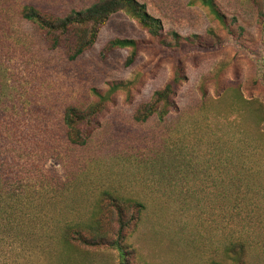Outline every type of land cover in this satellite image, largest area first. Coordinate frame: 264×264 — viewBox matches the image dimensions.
Instances as JSON below:
<instances>
[{
  "label": "rangeland",
  "instance_id": "rangeland-1",
  "mask_svg": "<svg viewBox=\"0 0 264 264\" xmlns=\"http://www.w3.org/2000/svg\"><path fill=\"white\" fill-rule=\"evenodd\" d=\"M136 1L160 20L165 40L170 32L205 38L212 30L223 44H184L168 52L119 12L89 50L68 61L63 50L47 48L20 8L30 4L61 18L94 0H0V111L28 131L10 161L12 171L25 172L20 177L35 188L21 198L30 210L20 219L35 228L0 243V264H119L114 248L60 241L58 228L90 222L104 191L144 204L140 224L122 242L130 264H231L224 250L239 242L248 264H264V124L256 117L264 118V87L247 54L257 51L260 40L258 9L244 0H213L227 24L235 20L229 36L193 0ZM114 39L136 42L130 63L128 48L103 52ZM177 62L184 80L176 109L163 119L134 121L137 108L170 80ZM112 83L128 88L110 97L87 145L70 146L63 110L93 104L94 92L104 94ZM230 143L248 147L243 168L232 172ZM44 181L55 188L45 193L38 187Z\"/></svg>",
  "mask_w": 264,
  "mask_h": 264
},
{
  "label": "trees",
  "instance_id": "trees-1",
  "mask_svg": "<svg viewBox=\"0 0 264 264\" xmlns=\"http://www.w3.org/2000/svg\"><path fill=\"white\" fill-rule=\"evenodd\" d=\"M244 1L258 9L257 23L260 29V40L257 51L251 50L247 54L255 62L258 83L264 87V0ZM193 2L205 8L211 16L224 26L227 34L232 36L230 27L235 20L232 19L231 23L227 24L225 16L217 10L213 0H193ZM119 12L133 19L162 49L168 52L179 50L184 44L199 45V47L208 43L212 47H219L223 44V41H220L219 37L212 30L207 32L205 38L198 35L181 37L176 32H170V39H163V29L160 20L150 16L145 6L136 0H94V3L90 7L79 11H71L61 18L44 13L33 5L24 4L20 8V17L38 28L43 34L48 49L63 50L66 59L74 61L93 46L100 29L112 15ZM238 30L239 32H243L242 27H239ZM119 48L131 50L127 64L130 63L135 56L136 42L127 39H114L106 44L103 52H111ZM183 80L182 68L177 62L174 65L170 80L161 89L155 91L147 103L137 108L134 114V121L143 123L152 116L163 119L174 111L176 109L174 97L177 88ZM127 85L112 83L109 85L106 93L94 92L97 101L85 108L73 105L65 107L62 112L61 121L64 127L66 142L73 147L86 146L99 126L98 119L105 105L110 101V97L119 90H126L128 88ZM1 97L3 96L0 90V106L4 105ZM256 117L258 123L264 124V118H262L261 113H257ZM27 132V130H24V126L19 130L16 125L8 122L6 116H2V111H0V243L5 242L13 236L25 233L27 235L28 232L33 231L35 228L20 221L21 218L24 219L23 217L30 210L29 206L25 207L21 198L29 196L30 193L32 195L35 188L30 183H24L25 179L20 177L25 175V172L12 171L10 161L11 157H14L12 154L17 152V140L19 138L25 139ZM260 135L264 136V134ZM247 149V145L235 147L230 143L231 172L234 169H238L236 168L238 165L243 168L241 165L244 162L240 159L247 154ZM235 157L238 159H235ZM236 178L238 179V177ZM38 187L45 188L43 190L45 193L48 187L55 188L54 186H49V183L45 181L43 184H39ZM22 193L24 194L22 195ZM41 199L44 200L43 197ZM97 199L90 222L83 223L80 221L58 228L61 243L66 247L79 245L90 249L102 247L114 248L119 252V264H130L126 258V252L122 249V242L125 239V233L130 230L133 231L134 227L140 224L145 210L144 204L133 199L118 198L107 191L101 193ZM42 205L44 204L41 203L38 207ZM31 208L33 209V206ZM108 217L112 220L105 223ZM246 252L245 245L239 242L225 249L224 257L231 264H248ZM209 264L224 263L212 261Z\"/></svg>",
  "mask_w": 264,
  "mask_h": 264
}]
</instances>
